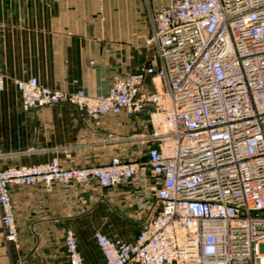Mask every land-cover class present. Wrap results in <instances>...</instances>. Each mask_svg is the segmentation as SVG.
<instances>
[{"label":"built area","instance_id":"built-area-1","mask_svg":"<svg viewBox=\"0 0 264 264\" xmlns=\"http://www.w3.org/2000/svg\"><path fill=\"white\" fill-rule=\"evenodd\" d=\"M153 28L157 60L114 75L106 94L49 89L34 76L16 82L26 112L143 115L149 129L132 140L146 147L142 160L66 168L54 157L1 170L9 246H19L13 186L59 183L68 195L131 184L147 219L133 242L94 234L105 264H264V0H164ZM6 86L0 72V93ZM65 247L69 264H85L74 229Z\"/></svg>","mask_w":264,"mask_h":264},{"label":"crops","instance_id":"crops-1","mask_svg":"<svg viewBox=\"0 0 264 264\" xmlns=\"http://www.w3.org/2000/svg\"><path fill=\"white\" fill-rule=\"evenodd\" d=\"M164 0H0V171L58 157L66 167L103 166L146 158L133 142L148 130L145 116L93 120L69 105L26 112L16 82L37 77L46 88L106 94L114 75L126 76L157 60L149 46L153 16ZM150 81V80H149ZM146 119V121H144ZM113 137L110 138L109 136ZM134 185L74 189L55 183L12 187L18 247L9 246L0 213V264H69L65 234L74 229L85 264H105L94 234L133 242L141 218Z\"/></svg>","mask_w":264,"mask_h":264},{"label":"rangeland","instance_id":"rangeland-1","mask_svg":"<svg viewBox=\"0 0 264 264\" xmlns=\"http://www.w3.org/2000/svg\"><path fill=\"white\" fill-rule=\"evenodd\" d=\"M144 118H146V117H144ZM144 121H146V119H144ZM146 219L147 218H141L140 220H139V223L142 225L145 221H146Z\"/></svg>","mask_w":264,"mask_h":264}]
</instances>
